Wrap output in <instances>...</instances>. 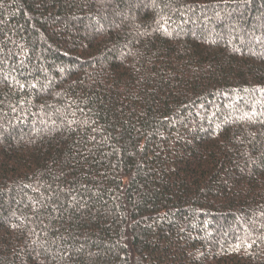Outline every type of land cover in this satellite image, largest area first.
Wrapping results in <instances>:
<instances>
[{
	"label": "trees",
	"instance_id": "obj_1",
	"mask_svg": "<svg viewBox=\"0 0 264 264\" xmlns=\"http://www.w3.org/2000/svg\"><path fill=\"white\" fill-rule=\"evenodd\" d=\"M0 264H264V0H0Z\"/></svg>",
	"mask_w": 264,
	"mask_h": 264
}]
</instances>
